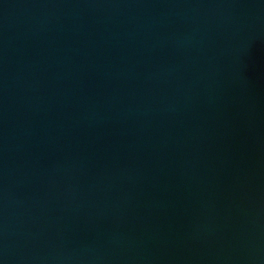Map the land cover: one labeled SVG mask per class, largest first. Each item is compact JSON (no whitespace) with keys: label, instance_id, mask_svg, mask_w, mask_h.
Returning a JSON list of instances; mask_svg holds the SVG:
<instances>
[{"label":"water","instance_id":"95a60500","mask_svg":"<svg viewBox=\"0 0 264 264\" xmlns=\"http://www.w3.org/2000/svg\"><path fill=\"white\" fill-rule=\"evenodd\" d=\"M0 264H264V0H0Z\"/></svg>","mask_w":264,"mask_h":264}]
</instances>
